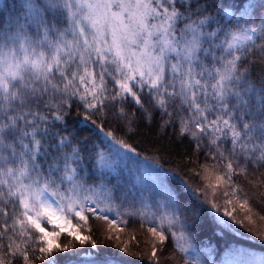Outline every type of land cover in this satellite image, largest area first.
Listing matches in <instances>:
<instances>
[{
  "label": "snow or ice",
  "instance_id": "1",
  "mask_svg": "<svg viewBox=\"0 0 264 264\" xmlns=\"http://www.w3.org/2000/svg\"><path fill=\"white\" fill-rule=\"evenodd\" d=\"M260 7L264 4L245 0H238L234 11L217 0L5 5L0 12V264H59L53 251H68L58 242L62 234L95 246L73 219L87 224L91 215L109 226L117 220L127 225L112 202L137 192L125 190L104 170L111 169L116 146L136 151L116 133L134 134L142 124L171 130L178 143L203 157L193 172L201 183L186 187L264 240V230L254 227L257 221L264 225ZM109 125L113 130H106ZM139 199L144 209L155 207L130 213L142 221L150 216L154 225L147 229V259L169 264L171 244L184 255V264H203L190 230L200 205L179 186L140 191ZM234 201L242 218L235 208L229 210Z\"/></svg>",
  "mask_w": 264,
  "mask_h": 264
},
{
  "label": "trees",
  "instance_id": "2",
  "mask_svg": "<svg viewBox=\"0 0 264 264\" xmlns=\"http://www.w3.org/2000/svg\"><path fill=\"white\" fill-rule=\"evenodd\" d=\"M19 2L20 0H0V12L4 11L5 5L11 8L14 3ZM245 2L257 6L264 4V0H245ZM217 3L222 8L234 11L238 0H217ZM258 10L264 14V7ZM76 119L77 117L73 114L72 121L75 122ZM106 130H113V128L109 125ZM116 136L117 139H123L136 149L132 152L116 146L119 150L111 152L109 161L112 167L104 170L105 173H111V176L115 178L114 182L119 180L125 190L131 189L137 192L135 198L129 196L127 199L112 202V206L120 212L121 217L127 220L128 224L125 225L117 220L115 225L109 226L106 221L91 215L87 224L73 219V223L82 234L91 236L96 244L95 246L87 242L80 244L74 237L62 234L58 242L62 247H68V251H53L59 264H65V261H70V264H82L84 255L89 252L95 253L98 259L105 261L116 260L121 264H152L146 255L149 251L148 245L151 243V234L147 232V229L154 225L148 223L150 216L142 221L139 215H130V213H138L141 210L155 211V207L143 208L139 192L159 189L162 186L170 189L179 186L191 200H195L200 205L197 222L190 230L195 251L203 264H226L240 250L264 251V240L256 235L255 231H249L244 225L236 224L229 217L223 216V211L216 212L208 204L201 203V199H197L200 193L186 187L187 183L194 189L201 183L193 172L198 170L199 165L204 162L203 157L194 155L188 149L186 142L183 145L178 143L171 130H157L155 126L142 124L134 134L124 135L122 132H117ZM216 202L222 204L224 198L218 195ZM228 207L229 210L236 209L234 214L238 218L243 217V210L239 208L238 202L234 201ZM255 210L259 212L261 209L257 207ZM108 215L110 220L115 218V212ZM220 218L227 221V224L219 223ZM253 218L256 219L255 216ZM254 227L264 230V225H261L259 221ZM132 237H135L134 241ZM137 242L139 247H136ZM125 246L129 248V253L123 251ZM131 252H137L140 255H130ZM165 258L168 259L169 264H184L185 259L178 250L172 249L171 244Z\"/></svg>",
  "mask_w": 264,
  "mask_h": 264
},
{
  "label": "rangeland",
  "instance_id": "3",
  "mask_svg": "<svg viewBox=\"0 0 264 264\" xmlns=\"http://www.w3.org/2000/svg\"><path fill=\"white\" fill-rule=\"evenodd\" d=\"M49 230L52 229L50 228ZM79 234L85 236L81 231H79ZM105 262H107V264H121L120 261L116 260H100L93 252H89L84 255L82 264H105ZM226 264H264V251L255 249L240 250L239 252L235 253L233 258Z\"/></svg>",
  "mask_w": 264,
  "mask_h": 264
},
{
  "label": "bare ground",
  "instance_id": "4",
  "mask_svg": "<svg viewBox=\"0 0 264 264\" xmlns=\"http://www.w3.org/2000/svg\"><path fill=\"white\" fill-rule=\"evenodd\" d=\"M261 251V250H260Z\"/></svg>",
  "mask_w": 264,
  "mask_h": 264
}]
</instances>
